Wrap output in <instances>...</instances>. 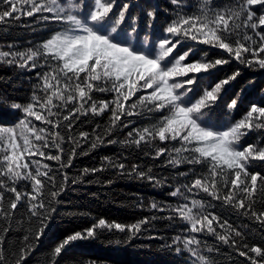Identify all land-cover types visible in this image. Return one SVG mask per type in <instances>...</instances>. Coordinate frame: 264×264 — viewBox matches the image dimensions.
<instances>
[{"label": "snow or ice", "instance_id": "obj_1", "mask_svg": "<svg viewBox=\"0 0 264 264\" xmlns=\"http://www.w3.org/2000/svg\"><path fill=\"white\" fill-rule=\"evenodd\" d=\"M133 7L131 0H0V24L33 17L61 25L47 39L22 50L13 43L0 47V63L37 70L26 103L0 94V106L21 113L11 126L0 125V220L6 222L0 228V264H27L34 243L45 235L57 212L69 177L62 171L58 182L49 162H57L60 170L70 168L83 144L95 150L117 143L106 137L129 127L120 143L152 159L167 157L177 176L188 180L170 193L183 203L150 204L158 212H169L167 219L186 222L187 235L176 236L168 247L178 254L186 249L195 258L193 264H216L211 254L220 249L201 251L202 241L193 235L206 233L245 257L248 264H264V244L249 245L244 230L217 215V205L211 202L249 216L264 231V210L255 208L257 199H264V174L254 170L256 163H264V99L251 103L238 120L213 121L209 113L240 72L215 83L208 80L218 66L232 60L264 69V0H196L195 4L169 0L172 14L159 35L149 33L142 39L141 19L152 28L158 8L133 15ZM199 45L220 50L221 55L213 58ZM96 93L111 94V99H94ZM240 103L237 94L227 104L229 113ZM106 114V128L96 124L94 134L72 135L74 127L89 117ZM132 117L142 121L141 126ZM250 134H256L253 142L245 139ZM104 160L121 175L135 174L161 184L151 167L145 170L132 164L129 168L110 157ZM181 166L188 170L180 171ZM104 170L102 163L99 168H85L83 174ZM21 181L28 183L30 191L17 190ZM201 192L210 198L207 203L193 198ZM24 204L30 219L38 223L23 237L21 247L6 254L7 222ZM149 223V217L128 225L100 218L91 227L67 235L46 264H57L62 252L77 241L94 238L99 228L115 229L131 240Z\"/></svg>", "mask_w": 264, "mask_h": 264}, {"label": "trees", "instance_id": "obj_2", "mask_svg": "<svg viewBox=\"0 0 264 264\" xmlns=\"http://www.w3.org/2000/svg\"><path fill=\"white\" fill-rule=\"evenodd\" d=\"M124 2H128V0H118V3ZM218 2L224 3L225 0H218ZM131 3L135 5L130 9L133 15L152 7L158 8V19L154 22L153 27L147 28L145 20L142 18L139 29L141 39L149 33L158 36L172 14L169 0H131ZM190 3L195 4L196 0H190ZM60 27L59 24H45L33 17H22L18 21L9 20L0 24V47L13 43L17 50H22L47 39L52 30ZM199 48L207 50L213 58H219L221 55L220 50L214 48L203 45H199ZM4 50L8 49L4 48ZM236 70H239L240 75L225 86L221 99L217 102L213 112L209 113L213 121L238 120L251 103L264 99V69L248 68L232 60L226 65L218 66L208 80L211 83L218 82ZM36 71L0 63V94L6 95L11 101L26 103L30 95V87L36 82ZM203 86L207 87L208 84L205 83ZM237 94H239L242 103L229 113L227 104L231 99L236 98ZM94 99H111V94L96 93ZM20 116L21 113L18 110L13 111L0 106V125L11 126L17 122ZM81 119L84 118L81 117ZM108 119V114L102 117H89L83 124L74 127L72 135H77L79 131L94 134L95 125L99 124L101 128H106ZM130 119L135 120L137 126H141L142 121L136 117ZM39 123L37 122L38 125ZM129 131H131V127L119 128L118 132L113 133L111 137H106V139L118 141L117 143H105L95 150L90 149L88 144H83L82 149H77V155L70 168L60 170L57 162H49L55 170L58 182L61 181L62 171L67 172L69 180L65 191L59 197L60 202L56 205L57 212L53 214L45 235L41 237L38 244L34 243V251L29 255L27 264H46L54 247L67 235L91 227L98 223L100 218H104L109 223L128 225L144 217H149L150 223L135 238L127 240L125 233L106 227L99 228L94 238L77 241L69 246L57 258V264H193L195 258L191 257L186 249L178 254L168 247L176 236L187 235V230L184 227L186 222L178 217L169 220L167 219L170 215L169 212H158L150 207L152 202L172 207L183 203L182 198L172 197L170 193L174 186L188 183V180L177 176V169L166 163L167 157L152 159L139 149L120 143L119 141L124 140ZM245 139L248 142H253L256 139V134H250ZM172 146L170 144L169 148ZM64 147L67 152L70 145L66 143ZM53 154H56L55 150H53ZM105 157L112 158L115 163L123 162L129 168L132 164H139L145 170L147 167H151L152 173L161 179V184L154 185L151 181L140 179L135 174L121 175L116 169L108 167L107 161L104 160ZM102 163L105 165L104 171L83 174L85 168H99ZM187 170L185 166L180 167L182 172ZM254 170L264 174V163H256ZM198 171H204V169H198ZM191 178L189 177V179ZM73 180L76 183H72ZM17 190L30 191V187L26 181H21L17 185ZM10 195L6 193V197ZM193 198L204 200L205 203L210 200L202 192L194 193ZM211 202L217 205L215 208L217 215H220L222 219H227L233 227L244 230L249 245L264 244V231L249 216L233 212L227 207L221 208L216 201ZM255 208L258 212L264 210V199L258 198ZM153 217L155 219H151ZM37 223L34 218L30 219L26 204L18 206L14 217L7 222L10 231L5 238L6 254L21 247L23 237L31 233ZM5 226L6 222L0 220V228ZM193 235L201 239V251H205L207 247L220 249L218 253L211 254L215 257L216 264H248L245 257L239 256L228 245L221 244L214 236L206 233Z\"/></svg>", "mask_w": 264, "mask_h": 264}, {"label": "bare ground", "instance_id": "obj_3", "mask_svg": "<svg viewBox=\"0 0 264 264\" xmlns=\"http://www.w3.org/2000/svg\"><path fill=\"white\" fill-rule=\"evenodd\" d=\"M9 116H10V115H9ZM12 120H13V119H12ZM10 122H11V121H10ZM12 123H13V122H12ZM12 123H11V124H12ZM2 124H3V123H2ZM8 124H10V123H8Z\"/></svg>", "mask_w": 264, "mask_h": 264}]
</instances>
